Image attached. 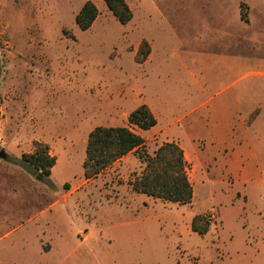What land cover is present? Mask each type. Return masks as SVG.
Here are the masks:
<instances>
[{
	"label": "rangeland",
	"instance_id": "obj_1",
	"mask_svg": "<svg viewBox=\"0 0 264 264\" xmlns=\"http://www.w3.org/2000/svg\"><path fill=\"white\" fill-rule=\"evenodd\" d=\"M86 1L0 0V151L8 154L0 158V264H216V244L243 243L245 230L219 239L213 224L210 233L198 234L191 228L193 205L148 201L133 192L130 183L144 168L135 152L89 184H83V161L90 131L130 125L129 114L144 94L161 119L170 109L182 110L185 104L176 101L192 80L188 67L204 81L206 74L209 85L217 82L220 61L207 60L205 53L219 55L228 46L212 32L220 10L198 3L194 14H177L170 23L136 18L122 24L104 0H91L99 16L82 30L75 17ZM252 7L254 17H264V0H252ZM262 23L249 31L259 39L241 40V56L255 67L264 60ZM142 36L155 48V61L145 68L136 50ZM251 80L264 92V77L245 83ZM167 94L174 102L163 101ZM224 96H232V90ZM236 107L210 105L218 117ZM260 110L252 108L250 120ZM134 129L151 155L171 138ZM36 141L49 145L56 158L50 177L30 173L14 160L32 153ZM256 146L255 171L264 155ZM189 171L193 179V162ZM208 194L204 187L203 195Z\"/></svg>",
	"mask_w": 264,
	"mask_h": 264
},
{
	"label": "crops",
	"instance_id": "obj_2",
	"mask_svg": "<svg viewBox=\"0 0 264 264\" xmlns=\"http://www.w3.org/2000/svg\"><path fill=\"white\" fill-rule=\"evenodd\" d=\"M126 2L133 13L130 22L138 18L151 19L157 23L160 21L170 23L177 14L187 15V12L189 16L194 14L192 7L198 3L208 8V11L215 6L220 10L217 17L219 25L216 31L212 29V32L218 40L227 41L228 46L219 55L213 52L205 53L207 60L214 57L217 58V62L220 61L217 82L209 85L206 74L204 81L201 73L188 67L192 80L186 86V90L180 92L181 96L178 95L176 101L185 104L184 108L175 112L170 109V113L161 119L144 94L141 104L145 103L150 107L157 123L148 130L138 129L170 135L171 138L167 142L175 141L183 148L188 162V176L193 186V198L188 204L193 205L191 209L196 211L194 216L201 214L209 218L211 226L207 233L212 231L213 224L219 239L226 232L234 237L233 233L237 228L239 231L245 230L243 243H233V240L231 243H215L217 253L223 259L224 257L227 259V262H224L216 255L218 259L216 264H264V155L259 168L255 171L252 167V153L256 145L264 150V92L258 91L256 81L245 83L248 78L264 77V60L262 65L256 64L255 67L252 65V59L241 56V45H244L241 42L242 37L247 41L259 39L257 33L252 36L249 31L256 28V22L261 26L264 17L252 15V0H126ZM242 5L245 7L246 18L242 17ZM209 30L210 28H207V31ZM140 40L147 41L150 47L146 59L138 62L145 68L154 63L155 48L148 37L142 36ZM141 44L136 47L137 53ZM242 69H245L243 75ZM214 89L217 90L216 93ZM231 90L232 96L225 97L224 94ZM142 91L144 92L143 89ZM162 99L165 103L174 102L172 94L162 96ZM214 101L221 104L233 103L238 107L218 117L210 108ZM242 104L251 106L244 108ZM257 106L261 110L250 120V112ZM200 142H205L204 148L200 146ZM191 162L197 169L193 179L189 171ZM102 174L90 180L84 177L83 184H89ZM204 187L209 193L206 197L203 195ZM147 198L146 200L150 201L153 197L147 195ZM196 206L199 209L195 208ZM260 216L263 217L262 224L258 222ZM240 221L245 228L240 227Z\"/></svg>",
	"mask_w": 264,
	"mask_h": 264
},
{
	"label": "trees",
	"instance_id": "obj_3",
	"mask_svg": "<svg viewBox=\"0 0 264 264\" xmlns=\"http://www.w3.org/2000/svg\"><path fill=\"white\" fill-rule=\"evenodd\" d=\"M108 9L116 19L127 24L133 17L132 10L126 0H104ZM99 15L97 5L88 0L76 14L77 25L86 30L90 28ZM246 11L242 17L246 18ZM146 45V49L144 48ZM150 52L147 41H143L138 57L139 62L146 59ZM3 65L0 56V80ZM3 98L0 94V119ZM130 126H96L90 131L87 139L86 154L83 161L84 177L94 179L112 166L116 161L131 152L138 154L144 168L141 174L131 181L132 190L148 196L178 204L190 203L193 198V186L188 176V162L183 148L175 141L165 142L149 154L145 150V138L132 126L148 130L156 125L157 119L150 107L143 103L134 109L128 117ZM30 173H42L50 177L56 164V158L51 155L47 144L36 141L32 153H25L19 159H14ZM211 226L206 215L194 216L191 228L194 232L204 235Z\"/></svg>",
	"mask_w": 264,
	"mask_h": 264
},
{
	"label": "water",
	"instance_id": "obj_4",
	"mask_svg": "<svg viewBox=\"0 0 264 264\" xmlns=\"http://www.w3.org/2000/svg\"><path fill=\"white\" fill-rule=\"evenodd\" d=\"M7 157H8V154L4 150H1L0 151V158L7 159Z\"/></svg>",
	"mask_w": 264,
	"mask_h": 264
}]
</instances>
